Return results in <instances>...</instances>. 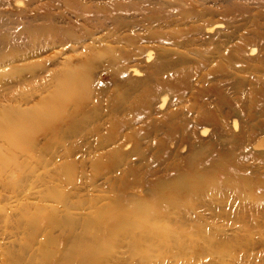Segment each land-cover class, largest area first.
I'll use <instances>...</instances> for the list:
<instances>
[{"label":"rangeland","instance_id":"1","mask_svg":"<svg viewBox=\"0 0 264 264\" xmlns=\"http://www.w3.org/2000/svg\"><path fill=\"white\" fill-rule=\"evenodd\" d=\"M68 72L0 136V264H264V0H0V116ZM137 202L164 234L115 229Z\"/></svg>","mask_w":264,"mask_h":264},{"label":"bare ground","instance_id":"2","mask_svg":"<svg viewBox=\"0 0 264 264\" xmlns=\"http://www.w3.org/2000/svg\"><path fill=\"white\" fill-rule=\"evenodd\" d=\"M133 71H136V69H133ZM67 74L68 76H66V78L64 77L63 84H61V80H62L61 79L58 82V84H61V86L57 85L59 87V88L57 87L59 89L57 90L59 92L62 90L61 93L55 92L56 89H54V93L51 94L50 100L44 105V107H42L43 111L40 110L39 112L40 114L32 118L25 115L24 116L21 115V117L18 119H10L6 115L0 116V136L3 137L9 143L8 145L10 147H15V148L27 147L29 141L31 140L35 132L40 130V128L38 127L43 118L46 119L49 122V124H51L50 126H54V124L58 123V119L63 115L64 107L68 102H76L77 104H80L81 101L79 99L83 98L87 94V89H86L87 80H85L86 76L78 77V75L77 76L70 75L69 72ZM62 86L63 89L60 88ZM160 100H161L160 105H162L164 103V99L161 98ZM35 125L37 127H35ZM178 182L179 183L176 184L177 189L172 195L175 197H182L181 195H183V197H186V191H182L184 189L182 186L184 185V182L183 181H178ZM203 186L204 185L201 182H198L192 187V189L193 190L199 188L201 189L204 188ZM137 203L138 204L134 205L132 212L129 213V216L126 217V219L123 218L122 216H119L117 213L113 215L112 219L116 223L115 229H117L118 232H122L123 234H125L124 236L126 235L130 236V238H131V232L133 233L132 230L134 229H142L143 231L148 230L151 234H154L156 236L159 232L164 234V230L159 228L158 225L154 223L156 219L151 220V218L155 217V216L153 217V211H155L154 210L155 205H153L150 202H145V203L137 202ZM101 218H103V216L99 215L97 221L98 223L103 224L104 221ZM108 238L109 237H107V239L104 240L103 243L104 246L107 245ZM132 242H133L132 246L135 248L137 245V241L132 240ZM161 249L163 250L162 247ZM149 250L150 248L144 250L146 251L145 253L146 255H148Z\"/></svg>","mask_w":264,"mask_h":264}]
</instances>
